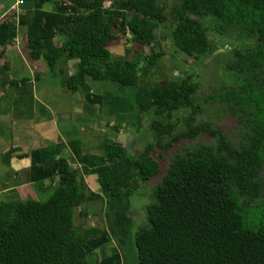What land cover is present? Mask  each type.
Wrapping results in <instances>:
<instances>
[{
  "label": "trees",
  "instance_id": "trees-1",
  "mask_svg": "<svg viewBox=\"0 0 264 264\" xmlns=\"http://www.w3.org/2000/svg\"><path fill=\"white\" fill-rule=\"evenodd\" d=\"M47 1L23 0L24 12L17 22L13 12L0 19V54L21 26L26 59H41L47 68L41 74L64 76L71 92H88L84 76L131 88L139 113L152 114L148 126L155 137L133 157L142 182L158 173L154 148L167 149L201 133L216 136L215 145L206 142L183 147L169 162L153 190L154 202L145 207L147 226L133 233L137 264H264V215L257 221L249 219V209L255 208H247L239 200L240 196L257 198L260 189L257 172L264 152V0H178L171 8L172 48L193 60L214 51L205 36V18L216 20L221 30L236 27L255 42L251 48L233 50L232 62L225 65L226 73L233 76L229 69L234 73L231 78L238 81L236 87L209 96L224 101L229 111L236 108L248 115L243 126L252 133L254 144L238 149L230 146L220 129L213 131L196 122L201 109L193 100L197 85L189 75H170L160 83L139 84L164 54L161 50L143 55L141 65L135 56L126 59L110 55L107 44L114 35L111 16L104 12L105 0H53L50 11L42 9ZM119 1L128 8L124 26L129 40L151 44L164 20L162 8L156 0ZM57 37L59 45L54 43ZM66 60H75L69 75H64L61 67ZM39 75L35 73L34 78ZM27 79H10L8 85ZM178 109L183 110L184 129L174 134L179 119L171 117ZM164 137L168 139L163 141ZM59 148L57 143L48 152L58 155ZM11 150L3 156H9ZM105 151L119 155L122 149L105 145ZM97 181L100 192L88 190L78 171L58 156L55 184L47 196L0 201V264H88L86 240L103 244L107 235L99 228L75 225L76 209L93 198L128 193L115 186L105 172L97 173Z\"/></svg>",
  "mask_w": 264,
  "mask_h": 264
},
{
  "label": "crops",
  "instance_id": "crops-1",
  "mask_svg": "<svg viewBox=\"0 0 264 264\" xmlns=\"http://www.w3.org/2000/svg\"><path fill=\"white\" fill-rule=\"evenodd\" d=\"M21 34L4 46L0 56V201L47 196L55 184L56 159L60 156L68 167L78 171L88 190L100 192L97 173L105 172L115 186L128 191L93 198L76 209L83 218L81 223H88L85 227L104 230L106 241L120 240L118 223L132 225L136 217L130 196L140 194V186L147 182L140 180L132 156L135 148L141 149L140 130H131L133 121L140 118L138 107L130 103L126 88L117 82L84 76L89 90L82 94L71 92L63 82L64 76L42 75L47 71L44 62L26 59ZM55 40L59 45L60 41ZM22 64L28 68L25 76L19 74ZM61 67L64 75H69L75 60H66ZM35 73L40 75L34 78ZM22 77L28 79L8 85L10 79ZM57 143L58 155L49 153L48 149ZM105 145L123 151L107 155ZM10 148L9 156L4 157ZM127 148L129 154L124 151ZM89 241L95 243V239Z\"/></svg>",
  "mask_w": 264,
  "mask_h": 264
},
{
  "label": "rangeland",
  "instance_id": "rangeland-1",
  "mask_svg": "<svg viewBox=\"0 0 264 264\" xmlns=\"http://www.w3.org/2000/svg\"><path fill=\"white\" fill-rule=\"evenodd\" d=\"M11 1L13 0H0V10L2 11ZM177 3L178 0H156V4L162 8L164 20L158 25L155 40L146 46L138 45L129 40V34L124 26V19L127 16L128 8H124L119 0H105L103 4L106 7L104 12L111 16V31L114 35V38L107 44L110 55L113 57H126V59L135 56L139 61L138 64L141 65L140 63L143 62L141 60L143 55L161 50L164 54L158 59L155 65L149 67L147 74L140 78L139 84L150 85V82L160 83L164 80H169L170 75H173L172 78H174V76L180 77L182 75H189L191 80L197 85L193 100L200 104L201 109L200 113L196 116V122L206 124L207 129L213 131L215 129H220L224 139L229 142L232 148L238 149L243 145H245V147L248 145L252 146L254 144L252 133L248 132L247 126H243L248 115L236 108H232V111H229L224 101L209 98V96H218L220 93L227 92L231 88L236 87L238 81L231 78L234 76L231 69L228 68L233 76H230L228 71L226 73L225 70L227 66L225 68V65L232 62L231 57L233 50L253 47L255 45L253 38L250 36H243L241 30L236 27H228L221 30L218 28L219 23L216 20L205 18L202 20L205 36L214 51L198 60H193L191 57L179 54L173 50L169 40V31L173 25L171 8ZM52 5L53 0H49L43 3L42 9L50 11ZM4 12L1 14H4ZM17 20L15 19L14 21L17 22ZM23 30V27L18 26L17 35H22L21 33H24ZM56 39L60 41L59 37ZM54 41L56 42L55 39ZM127 48L128 50H126ZM1 55L2 51L0 56ZM19 67L20 76L27 75L28 68L26 69L24 64ZM232 69L235 70V68ZM126 91L129 95L130 103L133 104L132 89L127 87ZM183 115V110L181 109L172 113L171 120H175V118L179 119V123L174 128V134L184 129L181 122ZM151 117L152 114L150 112H145L144 114H140V118L135 119L131 125L132 133H134L135 128L140 130L139 133L141 135L138 133L140 147H142L146 141L155 138L148 126L149 118L151 119ZM167 139V137L162 138L163 141ZM216 140L215 134L214 136H209L207 133H201L194 139H181L167 149L159 150L154 148L152 155L158 162L159 170L156 175L148 179L145 185L140 186L141 189L139 188L140 191H138L140 194L136 193L130 196V207L132 211H135L133 213H135L136 216L133 219L132 225L118 223V228L122 230L120 240L116 238V241V239L112 238L110 241L108 240L103 244H99L100 241L98 240H95V243L94 241L85 242L84 248L87 252L86 257L88 264H95L94 262L96 260L98 261L97 264H137L133 244V233L137 228L147 226L144 211L145 207L149 203L154 202L153 190L167 169L169 162L183 147H190L193 144L206 142L215 145ZM134 150H136L135 154L139 151L138 148ZM124 151L128 152V154L130 152L128 148ZM130 154H132V152ZM132 156L134 157L133 154ZM251 163L254 164V160H252ZM257 180L259 181L260 187L257 198L248 199L245 196L239 197V200H241L247 208H255L254 210L249 209L248 212L249 219H253L254 221H257L264 215V152L262 153V161L260 162L257 172ZM82 220L83 218L80 216V212L76 210L74 214V224L79 227L87 226L88 223L85 221L81 223ZM92 244H95L94 248L91 247Z\"/></svg>",
  "mask_w": 264,
  "mask_h": 264
},
{
  "label": "built area",
  "instance_id": "built-area-1",
  "mask_svg": "<svg viewBox=\"0 0 264 264\" xmlns=\"http://www.w3.org/2000/svg\"><path fill=\"white\" fill-rule=\"evenodd\" d=\"M7 12H13L15 19L17 20L19 15L24 12L23 0H13V3L7 8V10L0 16L2 18Z\"/></svg>",
  "mask_w": 264,
  "mask_h": 264
}]
</instances>
